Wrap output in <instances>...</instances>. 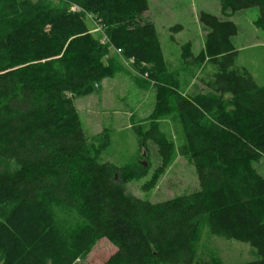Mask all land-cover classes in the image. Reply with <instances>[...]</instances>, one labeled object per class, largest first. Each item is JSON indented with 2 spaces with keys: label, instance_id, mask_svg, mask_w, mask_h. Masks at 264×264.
<instances>
[{
  "label": "trees",
  "instance_id": "trees-1",
  "mask_svg": "<svg viewBox=\"0 0 264 264\" xmlns=\"http://www.w3.org/2000/svg\"><path fill=\"white\" fill-rule=\"evenodd\" d=\"M219 5L226 19L198 16L208 29L201 50L180 46L183 66L208 67L198 78L208 91L173 98L186 140L179 152L198 188L151 202L126 191L134 169L117 179L118 169L98 160L74 104L113 76L117 57L140 77L165 73L144 16L148 1L0 0V264H75L102 238L116 250L101 264H215V256H197L203 227L252 246L257 259L241 264H264V178L249 164L264 156V85L235 63L237 26L229 19L257 7L254 24L264 32V0ZM137 134L161 157L170 152L156 125ZM56 211L75 217L73 226L59 227Z\"/></svg>",
  "mask_w": 264,
  "mask_h": 264
},
{
  "label": "rangeland",
  "instance_id": "rangeland-1",
  "mask_svg": "<svg viewBox=\"0 0 264 264\" xmlns=\"http://www.w3.org/2000/svg\"><path fill=\"white\" fill-rule=\"evenodd\" d=\"M147 1L144 16L155 26L165 73L157 80L143 78L133 73L127 60L117 57L113 76L104 78L98 91L77 99L74 104L88 143L100 149L98 160L118 169L117 179L121 178V169H134L138 177L125 183L126 191L137 198L158 202L198 188L191 160L179 152L186 140L175 115L173 98L179 94L194 97L207 93L198 78L208 67L203 64L196 73L183 66L180 46L189 41L194 54L203 47L208 29L198 20L201 12L221 19L226 17L221 13L219 0ZM257 14V7L232 14L229 19L236 24L237 34L231 40L238 51L235 63L245 67L259 85H264V32L254 24ZM175 25H180L181 29L170 31ZM153 124L171 144L166 157L160 156L153 141L140 144L137 130L145 132ZM249 164L264 178V156ZM75 221L71 215L55 213V222L61 228L71 227ZM197 248L198 259L212 255L216 258L215 264H241L257 259L256 250L248 243L208 235L205 227ZM115 250L111 242L102 238L86 249L75 264H101Z\"/></svg>",
  "mask_w": 264,
  "mask_h": 264
},
{
  "label": "built area",
  "instance_id": "built-area-1",
  "mask_svg": "<svg viewBox=\"0 0 264 264\" xmlns=\"http://www.w3.org/2000/svg\"><path fill=\"white\" fill-rule=\"evenodd\" d=\"M69 8H70V10L72 12H79V11H81V9L77 5H71ZM96 30H98V31L101 32L102 31V26L99 25V24H96ZM115 52L117 54H119L121 52V50L120 49H116Z\"/></svg>",
  "mask_w": 264,
  "mask_h": 264
}]
</instances>
